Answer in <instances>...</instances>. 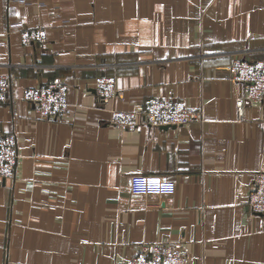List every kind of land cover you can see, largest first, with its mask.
<instances>
[{
    "label": "crops",
    "instance_id": "crops-1",
    "mask_svg": "<svg viewBox=\"0 0 264 264\" xmlns=\"http://www.w3.org/2000/svg\"><path fill=\"white\" fill-rule=\"evenodd\" d=\"M42 26V42L23 43ZM7 32V34H5ZM264 55V0H0V264H126L161 240L186 264H264V215L247 188L264 169V100L226 66ZM97 76L118 95L101 100ZM66 82L67 110L43 119L22 89ZM201 111L186 125L111 123L151 95Z\"/></svg>",
    "mask_w": 264,
    "mask_h": 264
},
{
    "label": "built area",
    "instance_id": "built-area-1",
    "mask_svg": "<svg viewBox=\"0 0 264 264\" xmlns=\"http://www.w3.org/2000/svg\"><path fill=\"white\" fill-rule=\"evenodd\" d=\"M10 25L20 26L23 43L42 42L45 39L42 26L24 27L20 22ZM226 68L230 80L242 84L247 98L252 101L264 100V55L259 58L234 56ZM67 86L64 81L26 86L22 89V98L35 106L40 118L59 119L68 106ZM93 86L101 100L118 95L112 76L95 77ZM8 91L9 78L0 73V103L7 100ZM200 119L201 111L186 105L181 98L156 94L135 108L112 110L111 123L122 129H135L139 122L153 126H180ZM19 159L16 134L0 130V177H13ZM247 204L251 211L264 215V169L256 172L247 188ZM126 264H186V258L183 250L174 242L161 240L139 246Z\"/></svg>",
    "mask_w": 264,
    "mask_h": 264
}]
</instances>
